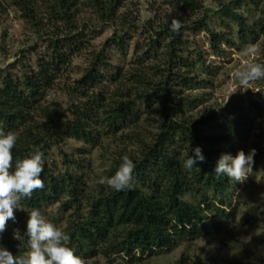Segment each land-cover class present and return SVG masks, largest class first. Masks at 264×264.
<instances>
[{
  "label": "trees",
  "instance_id": "trees-1",
  "mask_svg": "<svg viewBox=\"0 0 264 264\" xmlns=\"http://www.w3.org/2000/svg\"><path fill=\"white\" fill-rule=\"evenodd\" d=\"M74 1L12 0L22 18L47 36L46 53L36 58L35 70L20 76L0 71V129L18 136L12 149L14 160L37 147L44 153L41 179L45 186L34 191L31 199L22 200L14 209L15 221L7 224L21 225L25 231L33 208L42 213L57 206L56 213L63 219L51 218L50 222L70 234L75 254L86 262L100 258L104 264H115L117 259L125 264H148L149 259L180 242L231 229L237 222L235 208L228 210L235 182L217 176L213 169L222 153L235 156L234 141L249 136L251 115L264 108V93L253 95L250 107L233 105L225 115L202 108L207 93L203 91L213 80L199 72L205 65L204 55L185 50L184 38L187 32L206 31L216 57L224 56L221 44L233 48L235 39L211 30L202 20L181 22L178 32L171 30V23L154 27L147 22L139 33V37L144 35L143 43L132 42L129 27L118 29L91 53L81 76L65 86L72 102L62 111L52 110L41 103L45 91L54 88L57 74L66 72L87 46L85 35L74 24ZM88 1L101 17H111L121 7V0ZM173 4L190 14L203 8L200 0H173ZM242 7L249 12L248 20L234 12ZM220 8L237 25L238 41H257L249 20L254 19V12L264 21V0H230ZM131 43V59L126 60L131 67L123 70ZM116 54L119 59L114 60ZM153 59L157 60L154 77L148 78L135 65ZM207 74L214 75L209 69ZM109 86H113L111 90ZM145 125L154 130L145 131L146 136L137 133ZM108 140L115 150L105 177L114 175L127 155L136 165L131 190L115 191L99 183L87 186L83 164L87 147L77 153L65 149L71 141L102 148ZM128 141L131 147L124 145ZM134 142L137 148L132 147ZM197 146L205 161L186 170L183 161L193 156ZM54 150L59 160L52 158ZM258 222L262 225L257 237L264 240V216L253 217L249 225ZM10 232L6 226L0 233V246L14 256L22 255L28 249L27 238L17 240ZM173 264L250 263L206 262L183 253Z\"/></svg>",
  "mask_w": 264,
  "mask_h": 264
},
{
  "label": "rangeland",
  "instance_id": "rangeland-1",
  "mask_svg": "<svg viewBox=\"0 0 264 264\" xmlns=\"http://www.w3.org/2000/svg\"><path fill=\"white\" fill-rule=\"evenodd\" d=\"M228 1L230 0H200L203 8L190 14L177 8L173 4V0H121V7L116 14L111 17H106V15L101 17L88 0H75L74 24L85 35L84 40L87 46L77 57L73 58L66 72L57 74L54 88L45 91L41 103L48 109L64 110L72 102L65 86L70 85L73 80L81 76L88 65L91 53L98 51L116 30H126L129 27L128 31L133 38L132 42L138 40L143 43L144 35L139 37V33L143 32L145 23L150 22L156 27L178 19L180 22L188 24L195 20H202L211 30L221 31L229 37L232 35L235 39L233 48L221 44L224 56L216 57L211 53L209 36L206 31L187 32L185 35L184 49L202 52L205 65L199 69V72L203 77L213 80L212 86L203 91L207 93L202 108H208L211 112L225 115L226 112L234 109L233 105L250 107L252 96L259 92L264 93L263 81L258 80L248 84L247 90L239 89V81L235 73L254 63L264 64V21L258 19L256 13L251 12L254 19L250 18L249 23L254 26L258 39L255 43H241L235 37L237 25L230 21L220 8ZM234 12L242 14L247 20L249 18V12L244 7L234 8ZM44 24H47L46 28H49L47 21H44ZM124 27L126 29H123ZM37 30L22 18L21 11L13 5L12 0H0L1 72L9 71L11 75L20 76L23 72L36 69V58L46 53L47 38L43 31ZM249 46H252L254 50H249ZM132 47L131 43L128 58L125 59L122 67L123 70L131 67V63L127 61L131 59ZM115 59H119L117 54L114 56ZM114 62L112 63L114 64ZM156 64L157 60L153 59L137 63L135 66L139 67L145 76L152 78L154 77L153 66ZM207 69L214 75H208ZM109 87L111 90L113 86ZM201 92L199 91V94ZM251 116L252 126L249 136L246 139L233 142L237 151L243 150L247 154L250 149L254 148L260 152L254 157L253 173L243 183H234V189L230 190L232 196L228 210L235 208L236 224L221 235L208 236L191 242H180L171 250H166L149 259L148 264H173L183 253L191 257L200 256L206 262L235 263L242 261L250 264H264V240L257 237L262 224L258 222L254 226L249 225L253 217L264 216V155H262L264 152V108ZM153 130L152 126L145 125L143 129L139 128L137 133L146 136L145 131L151 133ZM111 143L112 141L108 140L104 143V147L100 148L88 147L82 143L71 141L65 148L70 153L72 151L77 153L79 148L87 147V149L84 148L85 154L83 155L87 186L94 187L107 174L111 165V154L115 150V145ZM130 143L128 141L124 145L131 147ZM132 147L137 148V144L134 142ZM57 155L58 151L54 150L52 158L59 160ZM56 212L57 206H54L46 208L42 214L49 221L51 218L62 220L63 216ZM244 218L249 219L245 222ZM6 226L12 236L17 229L21 235L24 233L21 225L7 224ZM225 242L228 245H222ZM86 264H104V261L98 258L89 260ZM115 264L125 263L117 259Z\"/></svg>",
  "mask_w": 264,
  "mask_h": 264
},
{
  "label": "clouds",
  "instance_id": "clouds-1",
  "mask_svg": "<svg viewBox=\"0 0 264 264\" xmlns=\"http://www.w3.org/2000/svg\"><path fill=\"white\" fill-rule=\"evenodd\" d=\"M171 30L178 32L182 27L178 19L171 21ZM249 50H254L249 46ZM239 81V89L247 90V85L258 80H264V64L254 63L244 70L235 73ZM18 136L13 131L4 132L0 129V233L6 230L8 220L15 221L14 209H18L22 200L31 199L34 191L44 188L41 174L44 170V153L37 147L23 158L15 159L12 149ZM193 156L183 161V167L191 170L197 161L203 163L205 156L199 146L192 149ZM256 149L252 148L246 154L238 150L233 157L222 153L213 171L217 176H225L235 183H243L253 173ZM136 165L127 156L110 177H103L99 184L106 185L115 191L131 190L135 185L134 170ZM26 239L28 249L22 255H13L0 246V264H86V260L75 254L70 246V234L61 227L50 222L40 212L33 208L28 213L26 228L21 235L14 231L15 239Z\"/></svg>",
  "mask_w": 264,
  "mask_h": 264
}]
</instances>
